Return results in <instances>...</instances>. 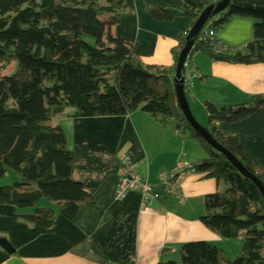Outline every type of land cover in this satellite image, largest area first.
Segmentation results:
<instances>
[{"label": "trees", "instance_id": "trees-1", "mask_svg": "<svg viewBox=\"0 0 264 264\" xmlns=\"http://www.w3.org/2000/svg\"><path fill=\"white\" fill-rule=\"evenodd\" d=\"M182 1L183 12L151 9L149 13L157 21L186 17L193 25L205 8L223 0ZM124 9V0H0V64L2 68L16 64L14 74L0 79V181L8 172L19 179L0 189V206L33 210L15 219L44 234L51 233L56 214L73 223L89 197L70 178L68 140L60 126L50 125L52 120L118 118L138 112L175 133L188 131L207 154L195 165L197 172L226 185L204 198L199 222L223 240L239 239L240 256L230 260L215 245L193 242L179 248L180 264H264L260 193L190 130L176 103L172 79L188 32L178 42L173 69L144 67L132 46L111 33L114 16ZM233 18L255 22L250 44L227 52L198 36L187 62L200 54L231 66L264 64V0H231L226 11L205 26L210 23L216 33ZM188 89L184 86L186 100ZM204 109V129L264 188V171L246 156L238 139L223 138L214 128L264 110V97L250 105L223 108L207 102ZM41 202L52 207L39 208Z\"/></svg>", "mask_w": 264, "mask_h": 264}, {"label": "crops", "instance_id": "crops-1", "mask_svg": "<svg viewBox=\"0 0 264 264\" xmlns=\"http://www.w3.org/2000/svg\"><path fill=\"white\" fill-rule=\"evenodd\" d=\"M124 5L114 16L112 35L131 45L144 67L173 69L178 42L192 22L186 17L157 21L149 10L183 12V1L124 0ZM254 25L252 20L233 18L216 31V43L222 51H240L252 42ZM188 63L195 74L187 95L190 111L195 105L204 108L207 102L223 108L250 105L264 97V64L231 66L200 54ZM2 66L0 79L10 76ZM50 125L60 126L67 137L72 154L70 178L88 195L89 204L79 210L73 223L56 214L49 234L15 219L33 210L0 206V240L12 251L8 254L0 248V264H165L173 262L172 255L188 243L208 242L225 250L222 245L227 240L208 232L199 219L204 214V198L223 191L226 185L206 178L203 171L182 182V204L156 195L151 207L141 213L138 194L129 193L119 201L114 198L121 159L136 166L140 179L156 194L160 173L179 163L195 166L206 160V152L188 131L176 134L170 126L162 127L138 112L118 118H55ZM214 128L223 138L238 139L246 156L264 171V110L245 121L217 123ZM18 182L6 175L0 189ZM38 207L52 205L41 202ZM163 249L172 252L160 256Z\"/></svg>", "mask_w": 264, "mask_h": 264}, {"label": "built area", "instance_id": "built-area-1", "mask_svg": "<svg viewBox=\"0 0 264 264\" xmlns=\"http://www.w3.org/2000/svg\"><path fill=\"white\" fill-rule=\"evenodd\" d=\"M199 37L201 42L216 43L215 31L211 28L210 23L202 29ZM160 72L162 71L160 70ZM182 77L184 86L189 88L192 80L195 79V74L187 61ZM120 167L119 182L114 198L116 201H119L129 193L138 194L140 197L139 211L141 213L147 211L151 207L157 196L171 200L177 204H182L184 202V197L181 192L182 182L187 176L196 175L198 173L195 166L179 163L172 170L162 172L158 175L157 188L159 192L156 194L151 185L140 179L136 166L126 159H121Z\"/></svg>", "mask_w": 264, "mask_h": 264}, {"label": "water", "instance_id": "water-1", "mask_svg": "<svg viewBox=\"0 0 264 264\" xmlns=\"http://www.w3.org/2000/svg\"><path fill=\"white\" fill-rule=\"evenodd\" d=\"M231 0H223L221 3L209 6L205 8L200 15L198 16L195 23L192 25L188 34L185 38V44L183 49L178 55L177 62L175 65V71L172 79V84L175 93V99L178 106V109L181 115L184 117L185 122L189 126L190 130L194 132L208 147L211 148L213 152L221 156L243 179L250 181L258 190L261 195V198L264 201V188L260 184L258 180H256L253 176L248 174L246 170L240 165V163L230 155L226 150H224L221 146H219L210 136V134L200 125H198L190 111L188 102L184 93V81H183V73L185 69V63L188 59L190 52L195 44L196 39L200 35L202 29L205 27L207 22L222 13H224L229 5ZM0 248L8 254H11L9 245L0 240ZM172 250L163 249L160 252V256H164L166 254L171 253Z\"/></svg>", "mask_w": 264, "mask_h": 264}, {"label": "rangeland", "instance_id": "rangeland-1", "mask_svg": "<svg viewBox=\"0 0 264 264\" xmlns=\"http://www.w3.org/2000/svg\"><path fill=\"white\" fill-rule=\"evenodd\" d=\"M13 70V72L11 73V71ZM16 72V64L15 62H11V65H8L6 68H5V71H3V73L5 75H12ZM7 73H11V74H7ZM192 115L196 121V123L198 125H200L201 127H203L202 125H206V114H205V111H204V108L203 106H193L192 107ZM182 159L181 162L185 163V159L184 158H180ZM8 176H13L14 178H16V180H19L14 174L8 172L7 173ZM228 242L227 244H223L222 245V248H224V252L225 254L227 255V257L232 260L236 257H239L240 256V253H241V241L238 239V240H230V241H226ZM208 243V242H206ZM210 244V243H209ZM219 247V245L217 246ZM172 258H173V262L176 263V264H180V261H179V257H178V254L177 253H174L172 255Z\"/></svg>", "mask_w": 264, "mask_h": 264}]
</instances>
